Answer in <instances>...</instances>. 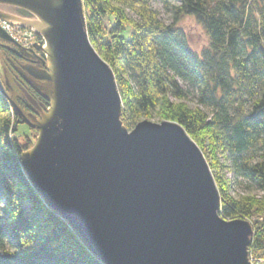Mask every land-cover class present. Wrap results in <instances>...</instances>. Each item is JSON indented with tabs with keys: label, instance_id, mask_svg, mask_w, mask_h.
<instances>
[{
	"label": "water",
	"instance_id": "water-1",
	"mask_svg": "<svg viewBox=\"0 0 264 264\" xmlns=\"http://www.w3.org/2000/svg\"><path fill=\"white\" fill-rule=\"evenodd\" d=\"M50 26L41 35L54 71L41 86L55 100L22 166L48 208L102 264H251L247 220L220 216L221 195L209 163L185 129L143 121L129 131L115 73L89 40L83 0H0ZM0 13V20L15 25ZM23 28L27 26L19 25ZM30 29V28H29ZM0 39L17 46L0 28ZM17 116L21 111L15 106ZM22 116V115H21Z\"/></svg>",
	"mask_w": 264,
	"mask_h": 264
},
{
	"label": "trees",
	"instance_id": "trees-1",
	"mask_svg": "<svg viewBox=\"0 0 264 264\" xmlns=\"http://www.w3.org/2000/svg\"><path fill=\"white\" fill-rule=\"evenodd\" d=\"M83 3L89 40L115 73L125 127L153 118L181 125L209 163L220 216L263 218L255 224L250 254L264 255V0ZM185 17H194L210 39L201 53L177 28ZM0 53L19 59L1 44ZM191 99L198 108L188 106ZM17 120L0 92V264H102L29 181L22 154L35 136H19ZM227 172L236 187L262 196H233Z\"/></svg>",
	"mask_w": 264,
	"mask_h": 264
},
{
	"label": "rangeland",
	"instance_id": "rangeland-1",
	"mask_svg": "<svg viewBox=\"0 0 264 264\" xmlns=\"http://www.w3.org/2000/svg\"><path fill=\"white\" fill-rule=\"evenodd\" d=\"M152 7L154 10H156L159 13L161 18L167 24L172 23L171 16L167 12H165V9L163 8L161 4L154 3ZM0 13L10 15V16H16V17L31 18V16L27 12L20 10L18 8L12 7V6H7V5H0ZM132 17L135 18L136 16L132 14ZM177 28H180L184 30V32H186L191 42L192 48L196 50L197 52L201 53L204 49L209 47L210 39L208 38L203 27L198 24V22L196 21L194 17L183 18V20L177 25ZM25 32L26 31H24L22 34H24V36L26 35L29 36L31 38V43H33L35 47L45 46V43H44L45 41L42 36L40 35L35 36L34 34L31 36L30 32H26V33ZM18 34L21 35V33H18ZM39 42H43V44L41 45V43ZM0 44L15 51L19 56V59L15 60L13 59V57H7L5 55H2V53H0V92L5 96V98H7L9 105L11 106L13 110H14L13 105H15L21 111L22 116L20 115L17 120V123L19 126L18 135L20 136L24 133L31 135V136L34 135L35 143H36V139L39 136V133L38 131L31 129L29 126L24 124V118H27L30 121L41 119V116L44 113H46L47 108L50 107V102L45 98V95L41 88L44 82L43 73L47 70L42 60L38 59V58H41V59L46 60V56L41 51H38L35 47L32 48L31 52L28 51V49L26 52L30 54L33 52L35 53V55H37L38 58H31L25 55L23 52L19 50L17 46H14V45L12 46L9 43L2 41L1 39H0ZM172 101L175 102L174 99H172ZM20 102H22L26 106V108L20 105ZM179 103H182V102H179ZM187 104L191 108L199 107L196 101L193 99L188 101ZM145 121H150L156 124L163 123V122H160L158 119H154V118L148 119ZM221 163H224V159H221ZM226 178L228 179V181L232 182V193H233L232 195L233 196L235 197L247 196V195L262 196L259 192H256V191L249 192L240 187H236V184L233 183L234 179L231 173L227 172ZM262 221H263V218H260L258 216H255L250 221V223L253 225L254 235H255V230H256L255 224L261 223ZM254 235H253V238H254ZM249 253H250V249H249ZM250 256H251L250 262L252 259L253 264H264V255H262L261 253L252 252Z\"/></svg>",
	"mask_w": 264,
	"mask_h": 264
},
{
	"label": "bare ground",
	"instance_id": "bare-ground-1",
	"mask_svg": "<svg viewBox=\"0 0 264 264\" xmlns=\"http://www.w3.org/2000/svg\"><path fill=\"white\" fill-rule=\"evenodd\" d=\"M13 22L17 23V24H21L23 26H27L30 29H32L33 31L37 32L38 34L41 35H46V33L48 32L50 26L47 22H45V20H43L42 18L35 16L33 18H12L9 17ZM44 49L48 52L47 53V68L51 71V75H53V71H54V64H53V55L51 53V48L49 46V44L46 43V45L44 46ZM54 105H55V100L54 98L52 99V103H51V108L49 109V111L46 113L44 121L41 120V123H44L46 120H48V118L51 116L53 110H54Z\"/></svg>",
	"mask_w": 264,
	"mask_h": 264
},
{
	"label": "built area",
	"instance_id": "built-area-1",
	"mask_svg": "<svg viewBox=\"0 0 264 264\" xmlns=\"http://www.w3.org/2000/svg\"><path fill=\"white\" fill-rule=\"evenodd\" d=\"M0 28L6 32L12 39L13 41L20 47H22L25 51H30L32 50V48H34L35 46L33 45V43H31V38L29 36H24V34H22L24 31L26 32H30L31 36L34 34L35 36L39 35L37 32L33 31L32 29L29 28H23L19 25H15L6 21H2L0 20ZM25 29V30H24ZM23 30V31H22ZM21 33L18 34V33ZM25 32V33H26ZM45 41V40H44ZM41 43V45L43 44V42H39ZM45 43V42H44ZM251 257V256H250ZM251 263H252V259H251ZM253 264V263H252Z\"/></svg>",
	"mask_w": 264,
	"mask_h": 264
},
{
	"label": "flooded vegetation",
	"instance_id": "flooded-vegetation-1",
	"mask_svg": "<svg viewBox=\"0 0 264 264\" xmlns=\"http://www.w3.org/2000/svg\"><path fill=\"white\" fill-rule=\"evenodd\" d=\"M38 59H40V58H38ZM39 61V60H38Z\"/></svg>",
	"mask_w": 264,
	"mask_h": 264
}]
</instances>
